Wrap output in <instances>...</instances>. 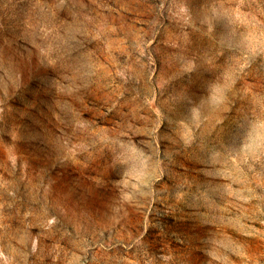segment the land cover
<instances>
[{"label": "rangeland", "instance_id": "1", "mask_svg": "<svg viewBox=\"0 0 264 264\" xmlns=\"http://www.w3.org/2000/svg\"><path fill=\"white\" fill-rule=\"evenodd\" d=\"M0 264H264V0H0Z\"/></svg>", "mask_w": 264, "mask_h": 264}]
</instances>
